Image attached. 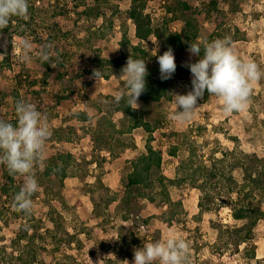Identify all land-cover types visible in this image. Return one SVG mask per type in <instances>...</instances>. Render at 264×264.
Segmentation results:
<instances>
[{
  "label": "rangeland",
  "instance_id": "rangeland-1",
  "mask_svg": "<svg viewBox=\"0 0 264 264\" xmlns=\"http://www.w3.org/2000/svg\"><path fill=\"white\" fill-rule=\"evenodd\" d=\"M186 1L202 7L208 0ZM218 2L226 15L221 40H227L239 58L256 63L264 72V0ZM167 3L168 0L148 2L146 12L154 25L172 17L168 16ZM130 4V0H28V19L13 17L15 20L7 26L9 31L0 30V119L15 124L16 103H32L46 117L52 132L45 144L43 160L33 169L39 185L31 197V212L35 216L32 224L39 227L34 246L46 249L39 252L35 263L127 264V260L132 264L134 251L144 244L178 236L188 244V264H256L255 259L246 258L242 252L250 243L242 244L235 255L230 250L220 255L208 246L218 238V222L228 225L242 222L234 220L227 207L199 213L201 192L189 184L170 189L172 200H181L183 205L172 207L180 210L177 224L169 225L164 220L169 217L164 211L170 208L162 206L159 197L154 201L139 197L128 205L123 203L132 161L147 152L150 136L151 144L163 151L162 172L169 178L176 176L179 160L189 156L190 147L207 163L211 156L221 157L222 150L236 146L264 156V76L252 82L245 109L225 113L222 100L205 92L190 119L175 121L171 119L177 110L174 94L191 90L189 73L175 80L171 99L145 105L138 99L137 105L133 104L143 110L153 126L151 135L144 128L131 133L117 132L128 124L122 113L114 111L115 94L125 89V79L114 68L110 78H104L110 67L95 65L93 59L96 51L104 59L120 56L124 31L133 45L138 43L135 25L127 14ZM199 21L201 39H206L214 31V24L202 13ZM182 25L180 19L169 24L174 31H180ZM23 40L31 43L28 59H24L20 47ZM156 43L153 35L142 42L148 53L147 69L156 61ZM44 52L51 61L49 71L44 66L47 61L43 59ZM126 64L127 61L123 67ZM96 70L102 73L98 80L94 77ZM65 95L70 96L63 98ZM84 110L89 119L79 120L78 113ZM99 121L104 134L95 132L100 127ZM199 127H203L202 131ZM109 146L113 154L106 149ZM174 146L178 147L175 156L169 153ZM58 152H70L77 159L72 174L63 182L58 175H44L48 159ZM1 166L2 187L5 180ZM234 174L242 180L240 169H235ZM25 178L17 174V183L23 186ZM14 211L10 196L0 192V253L16 238L24 221V217L16 218ZM52 215L58 219L55 229ZM25 243L21 242L20 248L26 253ZM197 243L201 245L199 251L194 248ZM251 243L257 258H264V221L255 227ZM0 264L21 262L17 257L4 261L0 257Z\"/></svg>",
  "mask_w": 264,
  "mask_h": 264
},
{
  "label": "trees",
  "instance_id": "trees-1",
  "mask_svg": "<svg viewBox=\"0 0 264 264\" xmlns=\"http://www.w3.org/2000/svg\"><path fill=\"white\" fill-rule=\"evenodd\" d=\"M130 1L131 4L127 14L135 25V36L138 39V43L133 45L127 32L124 31L120 44L124 48L121 55L112 59H104L100 57L99 51H96L93 62L102 68L105 65L110 67L108 72L103 75L106 79L110 78L112 74L111 68L115 69V73L121 75L124 62L128 61L129 58L146 60L148 53L142 42L153 35L157 39L156 52L154 54L156 61L154 65L147 69L146 89L138 99L144 105L159 103L163 99L169 100L172 98V88L175 80L184 78L190 73L189 69L182 65L194 63L198 60V57L188 51L189 45L198 44L201 47V55H203L206 42L221 39L223 36L222 28H224L226 22L225 12L220 9L218 0H208L202 7H198L186 0H175L173 2L168 0L167 13L168 16L171 14L172 17H166L160 25H154L151 15L146 12L147 4L152 0ZM201 13L207 21L214 24V31L206 39H201L202 29L199 21ZM58 14L61 16L63 12ZM174 19L182 20L183 25L180 31H174L170 28L169 24ZM14 20V18L10 20L8 27L11 26ZM8 27L4 28L7 32L9 31ZM230 41L233 42V40ZM99 43H101V39ZM127 45L131 46L130 49L125 48ZM96 47L99 48V45H96ZM169 47L174 52L177 68L171 79L162 80L157 56L162 55ZM44 66L48 71L50 70V59L45 61ZM59 75L61 76V74ZM44 82H46V79ZM69 96L65 95L63 98H69ZM114 111L122 113L123 119L128 123L117 132L121 134L131 133L136 128H144L150 135L153 132V126L146 120L143 110L133 104L129 105L126 97L122 98L118 103L116 102ZM78 115L79 120L89 119V115L85 110L80 111ZM105 120L107 119L104 118ZM99 122L100 127L96 128L95 132L104 134L101 121ZM112 126L115 128L114 124ZM202 129L203 127H199L200 131ZM234 141L238 142V138L235 137ZM151 142L152 137L150 136L146 143L147 152L132 161V171L127 175L125 182L123 203L128 205L132 199L139 197L148 198L151 201L159 197L161 205H167L170 208V210L164 211V214L169 213V217L167 219L164 217V220H167L169 225L177 224L180 220V210L173 208L174 206L182 208L183 205L181 200L177 202L172 200L170 189L171 187L179 188L184 184H189L201 192L198 203L199 213L219 211V209L227 207L231 211L233 219L242 222L241 224L235 223L232 225L218 222L216 226L218 238L216 242L211 245L208 244V246L220 255L229 252L228 250H230L231 255H235L241 251L240 247L242 244L250 243L249 247L248 245L244 247L243 255L248 259H255L256 264H264V258H257L256 248L251 243L254 238L255 227L259 221H264V156L246 152L236 146V148L231 150H222L221 157L211 156L209 164L203 158L197 156L194 147H190L189 156L179 160L176 176L169 178L162 172L163 151L162 149H156ZM106 149L113 154L111 146L106 147ZM177 149L178 147L174 146L170 148L169 153L175 156ZM76 163L77 159L72 153L58 152L48 159L44 175H58L63 182L69 174H72ZM1 167L4 168L5 183L2 187L0 186V192L10 196L12 203L15 205V194L22 186L17 183V174L10 173L4 165ZM237 168L243 173L241 181L234 174V170ZM147 188H150L151 191L147 192ZM94 210L96 213L98 212L96 206ZM14 213L16 218L24 217V221L21 223L16 238L5 246L4 251L0 253V257L3 261L17 257L21 264H36L39 252L46 249L45 247L34 246L39 230L37 225L32 224L35 216L31 211L25 213L16 207ZM51 220L53 229H55L54 226L58 225V219L52 215ZM71 236L74 238L73 235ZM54 238L56 239V237ZM23 241H26L24 245L28 249L26 253L20 248V244ZM16 248H18L17 251ZM194 248L199 251L201 245L197 243ZM56 264L61 263L57 262Z\"/></svg>",
  "mask_w": 264,
  "mask_h": 264
},
{
  "label": "clouds",
  "instance_id": "clouds-1",
  "mask_svg": "<svg viewBox=\"0 0 264 264\" xmlns=\"http://www.w3.org/2000/svg\"><path fill=\"white\" fill-rule=\"evenodd\" d=\"M28 0H0V30L7 27L13 17L28 19ZM20 47L24 59H28L31 43L23 40ZM190 54L198 57L194 63L185 66L191 73V90L186 94H174L176 112L171 119L183 122L191 118L199 107L198 101L205 92L214 95L223 102L225 113L241 111L248 105L252 82L264 76L258 65L245 61L234 54L227 40L217 39L206 42L203 55L198 44L189 45ZM43 59L48 60L46 52ZM160 77L168 80L176 72L177 64L173 50L169 47L157 56ZM102 73L94 72L98 80ZM125 79V89L115 94L118 103L126 97L129 105L136 104L146 89L148 70L143 59H128L121 74ZM17 122L15 124L0 119V165H4L12 174L24 175L25 182L15 194V207L29 213L33 207L31 197L38 190V182L33 174L34 166L42 161L46 141L51 136V128L46 117L35 104L20 101L15 105ZM127 264L128 261L126 260ZM188 264V244L178 236L166 241L146 243L134 251L132 264Z\"/></svg>",
  "mask_w": 264,
  "mask_h": 264
}]
</instances>
